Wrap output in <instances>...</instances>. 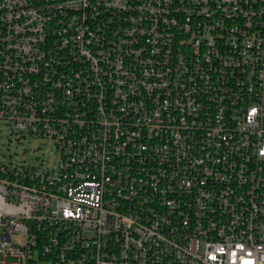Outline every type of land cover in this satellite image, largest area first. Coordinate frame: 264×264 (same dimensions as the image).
<instances>
[{"label": "built area", "instance_id": "1", "mask_svg": "<svg viewBox=\"0 0 264 264\" xmlns=\"http://www.w3.org/2000/svg\"><path fill=\"white\" fill-rule=\"evenodd\" d=\"M0 120V264H264V0H0Z\"/></svg>", "mask_w": 264, "mask_h": 264}, {"label": "rangeland", "instance_id": "2", "mask_svg": "<svg viewBox=\"0 0 264 264\" xmlns=\"http://www.w3.org/2000/svg\"><path fill=\"white\" fill-rule=\"evenodd\" d=\"M0 160H13L41 167V172H52L58 164L59 153L54 140L35 136L18 140L10 124L0 120Z\"/></svg>", "mask_w": 264, "mask_h": 264}]
</instances>
